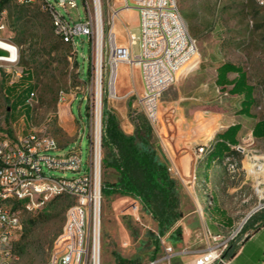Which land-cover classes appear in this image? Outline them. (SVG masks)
I'll list each match as a JSON object with an SVG mask.
<instances>
[{
    "label": "rangeland",
    "instance_id": "1",
    "mask_svg": "<svg viewBox=\"0 0 264 264\" xmlns=\"http://www.w3.org/2000/svg\"><path fill=\"white\" fill-rule=\"evenodd\" d=\"M50 1L71 22L89 19L85 0H76L77 7L68 5L67 8L59 6L57 0ZM177 1L188 30L197 41L195 59L199 65L184 77L186 69L164 93L161 108L164 113L172 111L171 124L162 138L154 133L160 143L162 139L167 157L174 160L180 173L184 217L178 224L183 227V237L172 236L171 231L160 235L158 222L140 199L104 195L102 264H115V253L138 264L155 261H158L156 264H198L213 249L221 252V258L226 245L233 241L239 246L252 230L238 233L231 240L232 235L240 227L242 230L253 215H264V182L254 171L264 163V138H256L252 133L255 122L264 119V7L257 0ZM123 2L101 0L103 58L99 69L96 38L76 36L75 51L55 34L51 16L41 4L19 5L9 1L4 8L6 13L0 15L7 24L1 37L10 38L21 47L20 63L30 72L31 79L25 76L20 83H30L36 97L28 106H18L14 103L17 89H11L10 79L4 74L0 76V130L20 135L32 131L51 135L61 146L52 154L66 153L80 146L79 132L90 120L97 77L102 86L103 113L107 101V107L118 115L121 127L125 131L132 127L135 130L132 116L145 115L133 92L140 91L141 82L133 71L135 67L124 63L128 69L119 68L112 73L111 65L112 33H118L119 29V38L127 39L124 25L128 24L132 33L140 35L134 13L122 15L123 22L112 23L111 7ZM133 51L135 55L141 52L139 40ZM227 62L241 66L255 88L252 117L238 113L242 96L231 94L229 88L222 89L216 82L218 68ZM112 74L116 86L120 84L118 75L124 80L122 89L119 87L114 94L110 93ZM61 91L67 93L64 102H60ZM235 123H241L242 129L239 144L229 157L208 163L197 160V145L215 143L218 134ZM89 129L88 126V132ZM90 140L91 135L87 133L81 147L86 171ZM106 154L104 147V159ZM227 162H232L236 169L228 170ZM45 172L49 177L65 178L81 174L48 168ZM118 175L115 169L103 164L102 186L116 181ZM210 200L213 205L209 204ZM75 202L76 198L70 195L58 196L43 210L25 215V237L22 235L17 243V264H48L53 243L63 231L68 210ZM136 202H139L138 211L133 209ZM222 210L225 215L220 214ZM208 229L216 238L210 236ZM168 246L175 253L171 259L167 257ZM203 261L204 258L200 263Z\"/></svg>",
    "mask_w": 264,
    "mask_h": 264
},
{
    "label": "built area",
    "instance_id": "2",
    "mask_svg": "<svg viewBox=\"0 0 264 264\" xmlns=\"http://www.w3.org/2000/svg\"><path fill=\"white\" fill-rule=\"evenodd\" d=\"M1 1V0H0ZM19 5L39 3L52 19L55 34L64 43L72 45L77 51L75 37L86 35L89 40L99 41V21L102 19L101 0H85L89 19L81 22H71L50 0H13ZM123 4L112 6V23L122 21V13L135 9L139 15L140 35L136 36L128 24L124 25L127 34V44H120L118 33H112L111 65L118 68L120 63L141 70L143 90L133 91L137 96V104L143 111L154 132L161 138L166 135L171 124L172 111L164 113L161 101L164 93L172 86L180 72L190 65L197 52V41L188 30V25L180 11L177 0H123ZM59 6L77 7L76 0H57ZM264 7V0H257ZM5 10L0 15H4ZM7 30L4 18H0V39L9 47L2 50L0 55V76L3 74L10 79V86L19 84L28 75L20 63L21 47L10 38L1 35ZM140 41L141 52L134 54L133 47ZM98 84V77H97ZM112 93V78H111ZM101 85V84H100ZM6 91V89H5ZM116 93V92H115ZM67 93L61 91L60 102L66 100ZM36 97L33 90L27 103ZM103 92L101 96L92 97L90 120L80 129V146L72 147L68 152L52 154L61 146L58 140L48 134L32 131L27 134L0 130V264H17L19 254L17 243L25 229V215L37 213L58 196L70 195L76 198L67 213V221L63 231L55 239L48 264H102V226L104 192L102 172L104 164ZM89 126V132H88ZM91 135L90 158L88 171L83 166L82 141L85 135ZM161 139V145L162 144ZM210 145H197V160L208 163L209 155L215 148ZM164 148V147H163ZM164 153L166 149L164 148ZM166 155V153H165ZM169 172L178 179L180 176L176 163L170 157ZM228 170H235L232 162H227ZM45 168L57 171H73L81 173L74 178L49 177ZM195 178V175H194ZM179 180V179H178ZM133 206L139 210V202ZM210 205L213 201L210 200ZM241 227L232 235L231 240L240 233ZM208 233L213 238L211 230ZM227 249V245H226ZM224 249V250H226ZM223 250V252H224ZM222 252V253H223ZM212 253V255H210ZM217 249H213L201 264H211L220 258ZM172 246L167 247V257L174 256ZM200 258L198 264H200ZM223 264L229 261L219 259ZM158 261L152 262L156 264Z\"/></svg>",
    "mask_w": 264,
    "mask_h": 264
},
{
    "label": "trees",
    "instance_id": "3",
    "mask_svg": "<svg viewBox=\"0 0 264 264\" xmlns=\"http://www.w3.org/2000/svg\"><path fill=\"white\" fill-rule=\"evenodd\" d=\"M10 0L0 1V13ZM90 72L88 68V73ZM234 75V77H232ZM26 79H31L28 72ZM217 84L229 88V92L242 96L239 114L252 117L255 104V88L249 83L247 72L233 63H224L218 68ZM17 88L14 103L18 106H28L29 94L34 90L28 83ZM9 98V96H8ZM103 119V145L107 150L104 164L118 172V178L103 186L104 195L119 194L140 199L158 222L160 235L172 232V236L183 237V227L179 221L184 217L182 195L179 180L169 172L170 160L165 155L161 143L156 139L154 129L145 115L132 116L135 130L133 134L126 133L120 125L118 115L107 107L105 101ZM241 123L229 126L218 134L214 150L209 155V161L224 160L234 152L239 144ZM256 138H264V119L255 122L252 130ZM246 234L239 246L231 241L222 253V259L235 260L233 264H264V215L252 216L244 225L240 234ZM25 237V233L23 234ZM256 236V238H252ZM242 252L238 255V252ZM238 255V256H237ZM115 264H138L135 260L123 258L115 253ZM214 264H223L216 261Z\"/></svg>",
    "mask_w": 264,
    "mask_h": 264
},
{
    "label": "crops",
    "instance_id": "4",
    "mask_svg": "<svg viewBox=\"0 0 264 264\" xmlns=\"http://www.w3.org/2000/svg\"><path fill=\"white\" fill-rule=\"evenodd\" d=\"M135 14V16H136V19H137V23L139 24V15H138V12H137V10H135V9H131V10H126V11H124L123 13H122V15H128V14ZM119 36H120V31H119V29H118V39H119V43L120 44H127V39L126 38H124L123 36H121L120 38H119ZM198 65H199V63H198V60H196L195 58H194V60H193V62L190 64V65H188V67H186V68H184L181 72H180V76H181V74L186 70L187 72L185 73V75H184V77L188 74V73H190L191 71H193L195 68H197L198 67ZM119 68H121V69H128V66L127 65H125L124 63H120L119 64V66H118V69ZM139 68V67H138ZM137 68V66H135V68L133 69V71H135L136 72V74L138 75V80L141 82V87L139 88L137 85H136V83L134 82V84H135V86L137 87V89L139 88L140 89V91H142L143 90V81H142V75H141V70H140V68L138 69ZM118 79H120V84L118 85L117 84V91H118V89H119V87H120V89H122V86H123V78H120V76L118 75V77H117V80ZM140 91H138V92H140ZM74 101H72V103H73ZM73 106V105H72ZM70 109H71V111H72V107H70ZM124 130V129H123ZM125 131V130H124ZM133 131H134V127H132V129L131 130H126L125 132L126 133H128V134H131V133H133ZM162 146V145H161ZM162 149H164L163 148V146H162ZM164 151V150H163ZM167 156V155H166ZM169 159V158H168ZM208 161H209V159H208ZM218 212H219V210H218ZM220 214L221 215H225V212L222 210L221 212H220ZM216 223V222H215ZM228 223H231V219H228ZM253 238H256V236H252V238L251 239H253ZM242 249L243 248H240V250H239V252H238V255L242 252ZM237 255V256H238ZM234 259L233 260H231V261H229V264H233L234 263Z\"/></svg>",
    "mask_w": 264,
    "mask_h": 264
},
{
    "label": "bare ground",
    "instance_id": "5",
    "mask_svg": "<svg viewBox=\"0 0 264 264\" xmlns=\"http://www.w3.org/2000/svg\"><path fill=\"white\" fill-rule=\"evenodd\" d=\"M100 0H97V3L99 4ZM128 11V10H127ZM124 12V11H123ZM130 14V13H129ZM98 21H99V41H98V67L100 69V65H101V62H102V58H103V42H102V25H101V18H100V10H98ZM7 43H5V41L1 40L0 39V50H2L4 47H9L6 45ZM4 51V50H2ZM2 51L0 53H2ZM198 54V53H197ZM196 54V55H197ZM115 69H118L116 67H114V70ZM113 70V71H114ZM97 91H98V97L100 99V96H101V85H100V79H98V84H97ZM117 91V87H116V78H115V81L113 83V74H112V93L114 94L115 92ZM261 157V156H260ZM259 157V158H260ZM262 159H264V155L262 157ZM258 161V160H257ZM262 161V160H261ZM252 164V163H251ZM256 165V164H255ZM256 173L258 175H261L262 178H263V182H264V163H261L259 165L256 166L255 170ZM257 175V176H258ZM262 188V187H260ZM262 190V189H261ZM264 192V189L262 190ZM262 193V192H261ZM263 195V194H262ZM103 205V203H102ZM102 217H103V214H102ZM101 226H102V218H101ZM212 251V250H211ZM212 255V253L210 254ZM101 260H102V256H101ZM205 260V258H204ZM201 264V263H200Z\"/></svg>",
    "mask_w": 264,
    "mask_h": 264
},
{
    "label": "water",
    "instance_id": "6",
    "mask_svg": "<svg viewBox=\"0 0 264 264\" xmlns=\"http://www.w3.org/2000/svg\"><path fill=\"white\" fill-rule=\"evenodd\" d=\"M1 51H2V50H0V52H1ZM4 54H6L5 51H2V53H0V55H4Z\"/></svg>",
    "mask_w": 264,
    "mask_h": 264
}]
</instances>
